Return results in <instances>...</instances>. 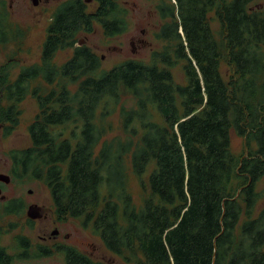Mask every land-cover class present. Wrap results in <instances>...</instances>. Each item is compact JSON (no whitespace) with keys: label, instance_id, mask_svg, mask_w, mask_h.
<instances>
[{"label":"trees","instance_id":"trees-1","mask_svg":"<svg viewBox=\"0 0 264 264\" xmlns=\"http://www.w3.org/2000/svg\"><path fill=\"white\" fill-rule=\"evenodd\" d=\"M64 0L51 14L40 62H0V127L9 135L32 94L38 111L30 144L8 152L10 177L41 180L57 220L79 219L125 264H264V4L257 0H151L163 41L150 62L127 59L101 70L81 34L97 25L106 37L128 27L121 0ZM0 1V45L22 37ZM220 27L216 38L210 22ZM70 57L57 65L54 56ZM181 62L184 83L172 68ZM228 71L222 74L220 64ZM53 85L44 91L31 82ZM121 105L122 132L109 134L108 104ZM2 101L5 104H2ZM156 114L159 119L156 118ZM244 139L236 155L232 134ZM126 159L129 166L126 165ZM128 171L140 185L129 189ZM23 211L0 201V216ZM29 224L32 220L27 219ZM6 231L0 226V236ZM0 243V264L52 251L23 234ZM64 264H109L74 246L54 245Z\"/></svg>","mask_w":264,"mask_h":264},{"label":"rangeland","instance_id":"rangeland-1","mask_svg":"<svg viewBox=\"0 0 264 264\" xmlns=\"http://www.w3.org/2000/svg\"><path fill=\"white\" fill-rule=\"evenodd\" d=\"M1 1V0H0ZM10 12L9 19L12 23L18 25L23 33L22 37L10 41L5 45H0V62H11L13 65L12 74L18 72L22 65L40 62V51L45 30L50 22L51 14L58 4L64 0H40V3L34 6L31 0H3ZM263 3L264 0H257ZM88 5L94 6L93 0H88ZM122 5L128 9L126 31L115 37H106L102 34L100 28L95 25L94 31L89 34H81L80 44H86L101 60V70H107L127 59H136L143 62H150V54L154 49H160L163 41L155 37V34L162 23V20L156 14L154 2L151 0H121ZM213 33L219 38L220 27L218 21L213 18L210 22ZM72 53L71 48L59 51L53 58L57 65L66 61ZM222 74L228 71L227 65L220 64ZM174 79L177 82L184 83L185 78L181 69V62L172 68ZM40 86L41 90L50 89L53 85H46L41 79L31 82V87ZM44 89V90H43ZM134 101L129 95H122L116 105L108 104L110 110L106 116V123L110 125L109 134H119L125 138L122 132L121 118L119 108L121 105L130 107ZM4 105L5 102L2 101ZM21 113L18 124L12 129L9 135L4 136L2 127H0V173L10 175L11 159L8 152L13 149L25 148L30 144L28 127L34 120L38 111L37 102L32 94L18 103ZM156 118L159 116L156 114ZM231 147L236 155H241L246 151L244 139L232 134ZM245 155V153H244ZM126 165L129 166L126 159ZM129 189L136 201L140 200V185L136 178L128 171ZM1 193L6 199L20 198L23 202V211L17 215L0 216V226L6 231L10 222L15 224L7 233L0 236V243L8 246L13 245V236L23 234L31 242L32 248L39 244L45 248L51 249L47 255H31L26 259H17L15 264H64V258L61 253L54 251L53 246L68 244L76 247L95 260H103L109 264H125L119 257L111 254L103 247L99 237L91 232L89 228H84L79 219L71 217L57 220L54 208L47 187L41 180L28 178L9 179L8 183H1ZM31 190V192H29ZM257 190L261 194L258 204L264 205V176L257 183ZM0 201H2L0 199ZM37 204L42 208V216L37 219H30L26 215L29 204ZM27 219L32 220L29 224ZM59 232L55 236L52 234L54 229Z\"/></svg>","mask_w":264,"mask_h":264},{"label":"water","instance_id":"water-1","mask_svg":"<svg viewBox=\"0 0 264 264\" xmlns=\"http://www.w3.org/2000/svg\"><path fill=\"white\" fill-rule=\"evenodd\" d=\"M88 2V0H86ZM33 5H37L38 4V0H31ZM81 42V41H79ZM77 45H80V43H77ZM10 176L4 173H0V181H3L5 183L9 182ZM29 192H31V190H29ZM4 196L1 194V188H0V198H3ZM26 215L28 218L30 219H37L40 218L42 216V208L33 203V204H29L27 206V210H26ZM58 230L54 229L52 231L53 235H57Z\"/></svg>","mask_w":264,"mask_h":264},{"label":"flooded vegetation","instance_id":"flooded-vegetation-1","mask_svg":"<svg viewBox=\"0 0 264 264\" xmlns=\"http://www.w3.org/2000/svg\"><path fill=\"white\" fill-rule=\"evenodd\" d=\"M48 1V0H47ZM40 3V0H38V4ZM37 4V5H38ZM59 5V4H58ZM34 6H36V5H34ZM81 41V40H80ZM11 178V177H10ZM1 183H5V182H3V181H0V187H1ZM8 183V182H7ZM1 191H2V189H1ZM2 194V193H1ZM4 197L3 198H0L1 200H6V197H5V195L4 194H2ZM57 229V228H56ZM58 230V229H57ZM58 232H59V230H58ZM58 234V233H57ZM56 236V235H55Z\"/></svg>","mask_w":264,"mask_h":264}]
</instances>
